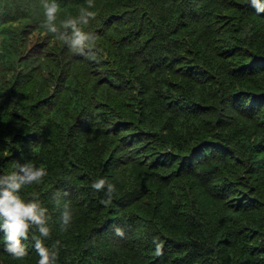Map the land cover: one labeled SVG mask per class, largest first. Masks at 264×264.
<instances>
[{
	"label": "trees",
	"instance_id": "16d2710c",
	"mask_svg": "<svg viewBox=\"0 0 264 264\" xmlns=\"http://www.w3.org/2000/svg\"><path fill=\"white\" fill-rule=\"evenodd\" d=\"M58 2V27L88 6ZM92 10L79 55L42 27V0H0V174L47 169L21 195L48 207L57 264H264V13L247 0ZM97 178L115 185L110 204ZM26 243L23 260L0 245V264H37Z\"/></svg>",
	"mask_w": 264,
	"mask_h": 264
},
{
	"label": "clouds",
	"instance_id": "9594fccd",
	"mask_svg": "<svg viewBox=\"0 0 264 264\" xmlns=\"http://www.w3.org/2000/svg\"><path fill=\"white\" fill-rule=\"evenodd\" d=\"M255 9L257 15L264 13V0H247ZM43 20L42 27L55 34L62 40L71 52L87 55L90 52L95 34L84 30L95 19L97 12L94 0H88V6L81 8L76 16H69L57 25L60 4L58 0H42ZM63 29V30H61ZM47 169L37 166L34 160L26 163H17L15 169L6 174H0V245L2 251L16 260H23L29 255L26 243L32 240V247L38 256L37 264H57L59 250L55 245L49 247L45 241L52 234V219L48 207L38 195L25 198L21 195L23 189L31 185L43 183L47 176ZM91 187L97 192H103L107 199L104 204H110L116 190L114 184L108 183L105 178L95 179ZM61 231H67L72 223V211L65 205L58 218ZM118 234H123L117 230ZM58 243V242H57Z\"/></svg>",
	"mask_w": 264,
	"mask_h": 264
}]
</instances>
